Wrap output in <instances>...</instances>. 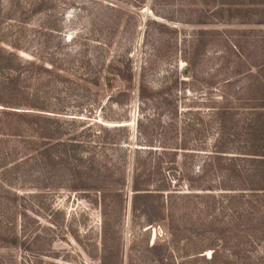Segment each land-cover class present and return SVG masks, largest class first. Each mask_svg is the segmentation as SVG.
<instances>
[{
    "label": "rangeland",
    "instance_id": "1",
    "mask_svg": "<svg viewBox=\"0 0 264 264\" xmlns=\"http://www.w3.org/2000/svg\"><path fill=\"white\" fill-rule=\"evenodd\" d=\"M40 2L1 33L48 70L10 95L45 110L0 103V264H264V196L207 160L213 112L246 118L264 69V0Z\"/></svg>",
    "mask_w": 264,
    "mask_h": 264
},
{
    "label": "trees",
    "instance_id": "2",
    "mask_svg": "<svg viewBox=\"0 0 264 264\" xmlns=\"http://www.w3.org/2000/svg\"><path fill=\"white\" fill-rule=\"evenodd\" d=\"M39 5H41L40 0H29L28 2L24 3L20 0H8L6 2L4 0H0V29L2 30V32H0V72L6 69L9 70V73L7 75H3V77H0V92L1 94L4 93L8 97H10V100L8 101L2 100L1 97L3 95L0 97V103L5 108L26 107L28 109H36L40 111L45 110L46 108L42 104H17L16 99L11 98L10 96L16 90H20L19 82L26 78V73L30 72L31 68H36L37 70H48V68H46V61L41 57V54L32 55L31 59L22 58L20 53L23 48L19 43L21 41H24L22 39L23 33L16 34L12 42L4 40L5 34L1 35V33H4L7 29V27H3V24L4 21L8 19H14L15 23H18L22 26V30L24 29V27H27V22L25 21L27 18L24 17V15L28 13L30 14L33 12H38L42 7ZM12 16L16 18H12ZM28 28L31 29V35H29L31 36V39L38 38L39 40H42L41 26L34 25L28 26ZM233 49H235V51L238 50L237 52L240 53L241 59L248 60L246 56L242 55L243 53L240 50L241 48L239 47V44H234ZM26 50L27 49H25L24 51ZM244 60L242 61L243 63ZM51 68H54L53 64ZM258 68L260 67L258 66ZM254 72H256V70H254ZM253 74V79L255 80L256 84L258 83L257 88L253 90L251 97L247 99H241V101L243 100V102L248 103L249 108L248 113L246 114V118L240 117V112H237L238 109L236 107L230 108L224 106L221 108H216L215 112H213V117L216 120V124L218 127L215 141L211 148V152L207 156V160L213 159L217 160L218 163H226L227 166H229L231 173L234 174V176L232 177H234L236 182H239L243 188L247 187L249 191L256 192V194H262V196H264V69H257V72ZM133 79L134 75L131 76V80ZM139 90L141 93L140 97H142L145 91L144 85H140ZM222 99H225V96H222ZM4 110V114L19 116L22 120L21 123H23V125L35 123L40 127H43L41 126L42 121H47L49 122V124H52L50 122L51 120H54V118L44 116L45 114L43 113L14 111L6 109ZM31 117L35 118V121H31ZM2 125L0 127H2ZM142 125V122L139 121V132H141ZM42 129L44 131L48 130L44 127ZM41 137L51 141H59L58 134L52 132V129L49 130L48 133L42 134ZM150 139V136H146V139L144 138L143 141L147 143L151 141ZM162 147L165 148L162 151H169L167 148H170V146ZM238 161L242 162L243 165H239V163H237ZM175 164V162L171 163V168H175ZM160 165L161 164L157 162V166L160 167ZM137 179L139 180V173L136 172V181L134 180L133 189L145 190L139 188ZM228 179L229 178H224L223 182L225 183ZM164 187L166 188V186ZM160 190L163 189H159V191ZM258 197L259 196H257V200H255L257 201V205L264 207V198L261 197L263 198V200L260 199V201Z\"/></svg>",
    "mask_w": 264,
    "mask_h": 264
}]
</instances>
